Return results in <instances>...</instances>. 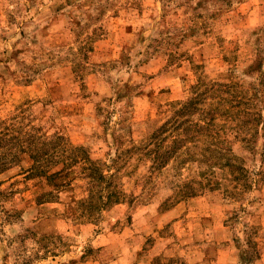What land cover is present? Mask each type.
Here are the masks:
<instances>
[{"label":"rangeland","instance_id":"374dc122","mask_svg":"<svg viewBox=\"0 0 264 264\" xmlns=\"http://www.w3.org/2000/svg\"><path fill=\"white\" fill-rule=\"evenodd\" d=\"M0 264H264V0H0Z\"/></svg>","mask_w":264,"mask_h":264}]
</instances>
